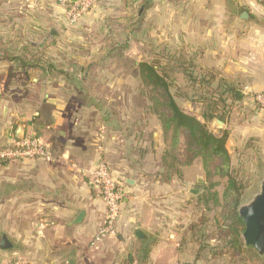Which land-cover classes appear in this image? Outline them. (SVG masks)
<instances>
[{"label": "crops", "instance_id": "obj_1", "mask_svg": "<svg viewBox=\"0 0 264 264\" xmlns=\"http://www.w3.org/2000/svg\"><path fill=\"white\" fill-rule=\"evenodd\" d=\"M25 1L0 0V73L21 71L24 42L36 43L46 70L27 81L44 90L30 116L0 106V148L30 136L48 147L51 159L0 162V262L197 264L192 241L180 243L169 229L178 213L176 191L183 190L174 178L160 180L167 148L161 125L155 116L146 123V114L134 121V89L120 94L129 81L111 71L118 66L113 54H136V19H126L109 38L103 21L116 22L120 5L152 10L151 26L142 31L145 49L166 46L172 37L176 51L193 59L195 73L214 74L226 105L222 127L211 132L227 133L229 155L252 144L264 160V111L252 101L264 91V0H97L73 26L66 25L61 0ZM98 22L105 36L94 47ZM98 163L109 167L123 200L114 236L96 240L105 214L92 178Z\"/></svg>", "mask_w": 264, "mask_h": 264}, {"label": "rangeland", "instance_id": "obj_2", "mask_svg": "<svg viewBox=\"0 0 264 264\" xmlns=\"http://www.w3.org/2000/svg\"><path fill=\"white\" fill-rule=\"evenodd\" d=\"M137 1L139 2L141 0ZM96 2L97 0L95 4ZM142 8L144 10V7L140 6V3L134 6L130 5L128 8L120 5L118 9L121 11H119L117 7L115 8L116 11L114 15H117L115 18L116 22H113L111 18L104 19L103 25L105 29H108L109 33L107 34V38H109L111 36L110 33L118 29L126 19H136L137 32H141V34L139 32L141 39L135 40L133 41L134 43H132V48H135L133 51L136 54H133L134 56L131 58L124 56L120 52L113 54L111 60L117 63L118 66L111 71L114 77L129 81V84L126 82L124 86L120 87V94L128 92L131 94L134 89L135 100L130 102V111H136V113H130V115L134 117V121L139 120L138 114H146L145 120L146 123H148L147 120H151L154 116L151 112L152 105L147 99L146 90L144 91L137 77V70H133L132 64H138L140 62L152 63L156 59L153 56H156L161 48L165 47L168 51L174 52L176 51V44L174 38L171 37L168 39L166 46L162 45L159 47L157 44L154 49H150L152 46L145 49V40L142 31L151 26L149 23V16L153 11L146 12L141 10ZM152 24V28L158 33L159 23L156 25L155 22H152ZM100 27L102 30V24L98 22L96 24L97 31L96 29L94 30L95 36L90 43L94 47H98L104 40L105 34L104 31L100 32ZM157 36L160 37L159 35ZM24 41H26V39H24ZM34 44L32 45L27 41L24 42L23 52L18 55L19 59L21 57L24 59L23 61L26 62L28 57L35 53L36 59H39V55L41 60L46 62V59L42 57V52L38 50L39 46H37V44L35 46ZM29 47L33 48L32 52L28 50L30 49ZM19 66L21 68V63ZM20 70L21 71L9 69L0 73V81L4 82L0 83V96L4 98L2 101L0 99V106L6 105L9 110H15L14 112L18 111L20 114L26 113L30 116L31 113H29V111L31 112L37 104L35 103V97L43 92L44 89L40 85H32L27 81L28 78H32V72L27 73L22 69ZM133 76L137 78L135 86L132 85ZM11 81L16 82L11 84ZM170 92L174 95L176 102L178 101L177 104L180 108L186 113L196 118L201 115L202 105L198 103L195 92L181 76L174 79ZM217 126L219 125L212 121L207 122V127L210 131ZM163 141L165 142L164 138ZM250 145L247 148H245L246 146L244 148L243 146L236 148L230 154L231 166L233 169L239 171V175L244 177V181L247 182L248 186L242 192L241 203L249 201L258 191L259 179L262 178L264 174L263 154L260 150H257V147H252ZM176 152L178 161L181 164L178 168L180 175L173 178L178 181L183 191H176V211L178 213L176 219L168 223L170 225L169 229L176 236L175 240L180 243H184L188 239L192 241L191 245H193V252L197 256V264H264V258L258 257L252 248L246 249L242 247L239 253H234L233 250L229 248H222L224 244H222V236L219 234V227L229 225V222H224L223 220L224 211L221 206L223 205L222 192L225 180L219 179L218 177L208 178L198 159L192 160L188 165L186 164L188 162V155L186 153L183 136L180 137ZM190 167H192V170ZM187 168H190V172ZM161 176L162 173H160V180H163ZM212 182H218L219 185L210 188L209 186ZM191 190L196 191L195 194H192L190 192ZM214 192L218 193V205H214L213 197L210 196Z\"/></svg>", "mask_w": 264, "mask_h": 264}, {"label": "trees", "instance_id": "obj_3", "mask_svg": "<svg viewBox=\"0 0 264 264\" xmlns=\"http://www.w3.org/2000/svg\"><path fill=\"white\" fill-rule=\"evenodd\" d=\"M111 39H108L110 41ZM26 54V53H25ZM30 55L28 59H19L24 72H35L46 70L41 67L46 62ZM152 63L140 62L136 65L137 77L146 92L147 99L151 103V112L159 121L163 138L167 144L161 157L162 179L170 182L173 177L180 175V163L177 157V146L180 137H184L186 153L188 155L187 165L194 159L201 162L202 169L208 178L218 177L225 180L222 192L223 220L229 225L219 227L222 236V248L232 249L239 253L241 248L246 247L241 240L243 223L237 214V208L242 202V192L247 186L244 177L239 171L231 166V158L226 149L227 133L220 136L212 133L207 122L214 118L221 120V110L225 108V100L220 94L219 88L215 86V75L195 73V65L191 56L177 51H168L161 48ZM35 59V60H34ZM31 73V74H32ZM181 76L191 89L195 92L198 103L202 105L200 122L195 116L186 113L177 104L170 89L175 78ZM219 183H210V188L218 186ZM214 205H218V193L212 195Z\"/></svg>", "mask_w": 264, "mask_h": 264}, {"label": "built area", "instance_id": "obj_4", "mask_svg": "<svg viewBox=\"0 0 264 264\" xmlns=\"http://www.w3.org/2000/svg\"><path fill=\"white\" fill-rule=\"evenodd\" d=\"M37 1V0H33ZM96 0H61L64 7V17L67 26H73L87 14L95 5ZM254 104L264 111V91L252 95ZM51 159V152L47 146L30 136L21 138L9 147L0 148V162L24 159ZM92 178L101 193L105 205V214L98 229L96 240L104 236H114L115 223L119 217L123 193L118 183L111 177L109 167L105 163H98L92 172ZM0 264H27L18 261H3Z\"/></svg>", "mask_w": 264, "mask_h": 264}, {"label": "water", "instance_id": "obj_5", "mask_svg": "<svg viewBox=\"0 0 264 264\" xmlns=\"http://www.w3.org/2000/svg\"><path fill=\"white\" fill-rule=\"evenodd\" d=\"M214 122L219 126L223 125L218 119H214ZM190 192L195 194L196 191ZM237 214L244 227L241 234L244 245L252 248L258 257L264 258V174L259 179L258 191L249 201L238 206ZM82 217L80 214L74 224L81 222Z\"/></svg>", "mask_w": 264, "mask_h": 264}]
</instances>
